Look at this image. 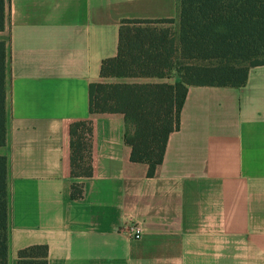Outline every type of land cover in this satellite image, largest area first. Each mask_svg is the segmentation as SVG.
<instances>
[{
	"label": "crops",
	"instance_id": "0c3cea01",
	"mask_svg": "<svg viewBox=\"0 0 264 264\" xmlns=\"http://www.w3.org/2000/svg\"><path fill=\"white\" fill-rule=\"evenodd\" d=\"M178 14L179 0H6L8 264L39 245L48 264H264V65L240 88L189 86L151 178L131 161L124 116L89 111L93 83L178 81L101 77L124 19ZM84 120L94 172L75 179L70 127Z\"/></svg>",
	"mask_w": 264,
	"mask_h": 264
},
{
	"label": "trees",
	"instance_id": "16d2710c",
	"mask_svg": "<svg viewBox=\"0 0 264 264\" xmlns=\"http://www.w3.org/2000/svg\"><path fill=\"white\" fill-rule=\"evenodd\" d=\"M179 31L142 27L158 21L124 19L118 55L105 60L103 78H172L174 84L90 85V113H119L131 161L148 165V177L163 163L169 137L180 129L189 86L240 88L251 68L264 65V0H179ZM175 19H163L173 23ZM6 28V0H0V32ZM217 60L216 65L201 62ZM7 43L0 41V147L7 143ZM93 122L70 127L71 175L93 176ZM71 197H83L72 185ZM8 162L0 156V264H8ZM48 247L18 253V264H48Z\"/></svg>",
	"mask_w": 264,
	"mask_h": 264
},
{
	"label": "rangeland",
	"instance_id": "374dc122",
	"mask_svg": "<svg viewBox=\"0 0 264 264\" xmlns=\"http://www.w3.org/2000/svg\"><path fill=\"white\" fill-rule=\"evenodd\" d=\"M142 27L156 29V30H168L173 36H177L179 31V22L178 19H175L173 23L166 21H158L150 24H144ZM205 65H216L218 63L217 60L209 61V62H201ZM119 78H114L113 80H118Z\"/></svg>",
	"mask_w": 264,
	"mask_h": 264
},
{
	"label": "built area",
	"instance_id": "2783aa9c",
	"mask_svg": "<svg viewBox=\"0 0 264 264\" xmlns=\"http://www.w3.org/2000/svg\"><path fill=\"white\" fill-rule=\"evenodd\" d=\"M124 230L132 239L139 240L145 233L143 226L139 223L132 222L124 227Z\"/></svg>",
	"mask_w": 264,
	"mask_h": 264
}]
</instances>
